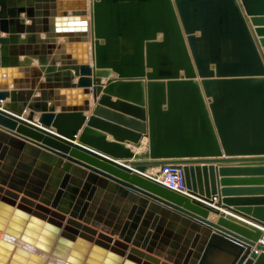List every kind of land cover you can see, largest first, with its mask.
I'll use <instances>...</instances> for the list:
<instances>
[{
    "label": "water",
    "instance_id": "1",
    "mask_svg": "<svg viewBox=\"0 0 264 264\" xmlns=\"http://www.w3.org/2000/svg\"><path fill=\"white\" fill-rule=\"evenodd\" d=\"M78 2L0 0V264H264V0Z\"/></svg>",
    "mask_w": 264,
    "mask_h": 264
},
{
    "label": "crops",
    "instance_id": "2",
    "mask_svg": "<svg viewBox=\"0 0 264 264\" xmlns=\"http://www.w3.org/2000/svg\"><path fill=\"white\" fill-rule=\"evenodd\" d=\"M28 1H30V0H15L14 5L15 6H20L23 3V5H25L27 7L28 6ZM74 1H76V0H74ZM64 2H67V0H58V9H62V7L65 6V3ZM76 2L79 3L78 0ZM21 19L22 20H25V25L26 26H30L31 25V21L26 20L25 15H22L21 16ZM51 21H52V19H50V20H44V19L41 20V22H40L41 28L42 29H47L46 27H48V28L50 27L51 28V26H52V22ZM55 24H56L55 26L57 27V30L65 29V25H64L63 20H59V19L58 20H55ZM254 29L256 30L257 28L254 27ZM2 37H6V36L5 35H2ZM41 37L44 39L45 38V35H42ZM21 38L22 39H25V35H22ZM160 38H161V35H160ZM58 43L59 44L65 43V38H60L59 41H58ZM23 60H24V57H20V61H23ZM91 65H92V67H94V64L92 62H91ZM32 67H37L38 68L39 67V63L37 61H34ZM163 70L166 71V72L173 71L172 67H170V68H167L166 67ZM116 77H117V75L112 72L109 78H102V86L103 87H106V85L108 84V81L110 79H116ZM4 78H6V76H4ZM61 80L64 81V77H62ZM77 81H78V79H75L74 80V83H77ZM41 82L44 83L45 82V78H43L41 80ZM8 90L9 91H14V87L13 86H10ZM35 96L36 97H40V94H36ZM103 96H104V93L103 92H102V94H98L96 96L95 93L91 91V98L89 100L90 107H91V111L85 113L86 121L84 122L81 130L78 132V139H79L80 135L83 133V130L88 126L89 119L92 117L95 109L98 107L99 102H100V100H101V98ZM111 100L113 102H116L117 101V98L112 97ZM5 103L6 104H9L10 101L8 100L7 102H3L1 105L3 106ZM49 105L51 106L53 104H49ZM56 111H57V113H60V108H57ZM188 113L190 114L191 113V110H188ZM29 114H30V111H29V109H27L26 112H25V114H24V116H23V118H27L29 116ZM39 116H40L39 114H36V116H35V123L38 122ZM146 116H147V119H148V105L146 106ZM192 120L193 119H190L189 120L190 122L187 124V131L189 132V134H192L190 132H192V130L194 128H197V129H200L201 128L200 119H198L195 124H194V122ZM106 141L109 142V143H115V138H114V136L111 133H108L107 134ZM124 146H125L126 149H129L132 153H134L136 155H141V154H143V153H145V152H147L149 150V139L146 136H143V138L140 141L139 146H137L136 144H134V143H132V142H130V141L127 140V141H125ZM222 155L223 156L221 157V159L227 158L225 156L224 152H223ZM118 161L120 163H129L130 160H120L119 159ZM159 172H160V168H153V169H149L147 171V175L156 177V176H158V173ZM236 179H250V178H242V177H239V178H236ZM215 201L216 202H215L214 206H218L220 208V211L221 212L227 211V208H225V205L224 206H220V200L219 199H216ZM239 204L242 205V206H250V207L264 206V197L242 198V201ZM232 209H236V208H232ZM218 219H219V217L216 216L215 214H213V213H210L209 214V220L210 221L217 222ZM0 235H1L0 238H4V234L0 233Z\"/></svg>",
    "mask_w": 264,
    "mask_h": 264
},
{
    "label": "built area",
    "instance_id": "3",
    "mask_svg": "<svg viewBox=\"0 0 264 264\" xmlns=\"http://www.w3.org/2000/svg\"><path fill=\"white\" fill-rule=\"evenodd\" d=\"M158 176L156 179L169 189L188 195L184 174L178 166L169 165L162 167Z\"/></svg>",
    "mask_w": 264,
    "mask_h": 264
},
{
    "label": "rangeland",
    "instance_id": "4",
    "mask_svg": "<svg viewBox=\"0 0 264 264\" xmlns=\"http://www.w3.org/2000/svg\"><path fill=\"white\" fill-rule=\"evenodd\" d=\"M163 39V35H161V38L159 37V40H162ZM130 49L129 48H126V52L124 53L123 51H121V49L119 48L118 49V52H117V56L120 57V58H125L126 55H129L127 52L129 51ZM114 56H111V58H113ZM115 58V57H114ZM111 60H114V59H111ZM111 80H114V79H111Z\"/></svg>",
    "mask_w": 264,
    "mask_h": 264
},
{
    "label": "bare ground",
    "instance_id": "5",
    "mask_svg": "<svg viewBox=\"0 0 264 264\" xmlns=\"http://www.w3.org/2000/svg\"><path fill=\"white\" fill-rule=\"evenodd\" d=\"M90 1V0H88ZM76 2V1H75ZM77 3V2H76ZM88 22L90 23V16L88 17ZM88 29H89V35L91 34L90 33V24L88 25ZM142 149V148H141ZM139 150V149H138ZM161 169V168H160ZM156 177H159V176H156ZM3 234V233H2ZM1 236V235H0ZM19 245H22L21 243ZM45 257L48 259H51V257H49L48 255H45Z\"/></svg>",
    "mask_w": 264,
    "mask_h": 264
}]
</instances>
